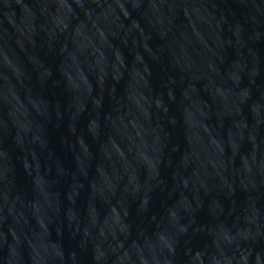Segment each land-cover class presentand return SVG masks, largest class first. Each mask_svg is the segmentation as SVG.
Wrapping results in <instances>:
<instances>
[{
    "label": "water",
    "instance_id": "1",
    "mask_svg": "<svg viewBox=\"0 0 264 264\" xmlns=\"http://www.w3.org/2000/svg\"><path fill=\"white\" fill-rule=\"evenodd\" d=\"M0 264H264V0H0Z\"/></svg>",
    "mask_w": 264,
    "mask_h": 264
}]
</instances>
